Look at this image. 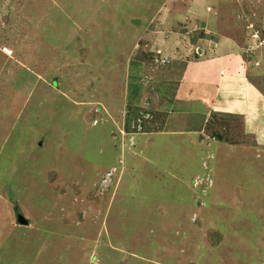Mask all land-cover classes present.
<instances>
[{
    "label": "rangeland",
    "instance_id": "374dc122",
    "mask_svg": "<svg viewBox=\"0 0 264 264\" xmlns=\"http://www.w3.org/2000/svg\"><path fill=\"white\" fill-rule=\"evenodd\" d=\"M24 1L36 6L37 27L50 39L36 54L44 57L37 58L32 68L53 86L40 92L42 81H37L35 88L29 75L30 99L18 92L5 108L11 115L0 116V264L133 263L126 256L131 249L112 247L134 243L140 234L125 236L124 232H138L139 227H133L129 217H105L103 208L106 200L118 201L110 197L117 173L102 183L110 170L119 171L117 151L120 156L135 146L134 134H129L125 125L129 122L132 130L136 122L132 119L141 112L157 109L161 113L165 105L170 107L169 99L186 60L202 56L205 44L221 35L231 34L239 41L248 38L244 54L253 62L249 78L264 92V0ZM92 18L100 24L97 42L91 39L98 37ZM42 19L46 20L40 25ZM87 20L93 23L89 26L93 35ZM64 35L68 36L63 42ZM187 51L189 56H184ZM112 67L115 70L110 71ZM126 91L131 97L127 102ZM92 96L96 98L94 104L76 107L68 102L71 98L87 101ZM147 115L141 117L151 121ZM15 116L18 120L14 122ZM212 118V126L201 141L206 143V169L197 165L198 160L179 155L182 144L172 138H153L148 143L152 151L164 144L162 154L154 153V164L163 162L172 176L183 174L191 186L195 171L201 176L210 174L213 183H218L215 191L209 193L213 184L206 192L211 201L216 198L220 204L212 206L219 209L212 212L213 216L203 210L207 212L204 217L197 214L193 218L195 235L185 233L187 225H176L181 234L174 237H180L177 245L181 250L178 255H166L167 260L159 253L156 261L221 264L222 257L230 254L232 259L228 256L225 264H264V149L255 152L254 147L223 145L218 138L224 128L223 118ZM232 138L242 140L233 133ZM247 177L257 179L250 185L258 188L259 196H253L248 184L242 182ZM155 178H150V184H158L152 191L157 202L160 196L172 195V180L159 175ZM236 181L241 182L235 185ZM167 182L169 189L163 190L160 184ZM223 184L229 186L228 193ZM228 197H236L232 203L236 219L223 211ZM16 214L23 215L28 224L17 225ZM164 219L159 218L157 224ZM161 252L166 254V250ZM135 253L141 258L140 250ZM210 254L216 259L209 261Z\"/></svg>",
    "mask_w": 264,
    "mask_h": 264
},
{
    "label": "crops",
    "instance_id": "0c3cea01",
    "mask_svg": "<svg viewBox=\"0 0 264 264\" xmlns=\"http://www.w3.org/2000/svg\"><path fill=\"white\" fill-rule=\"evenodd\" d=\"M36 10L35 5H30V2L26 3L24 0H0V108H2L0 116L3 118L11 115L5 108L11 105L13 97L18 92L26 100L30 99L31 81L30 78H27L29 75H32L35 88L37 81H42L40 92H44L46 88L53 86L51 82L46 81L44 74H37L32 68L37 58L44 57L43 55L37 57L36 54L50 40L46 36L43 37L44 32L40 26L37 27L36 19L39 14L36 13ZM63 16L67 17L66 14ZM44 20L46 19H42L40 25H43ZM92 20L98 37L94 36L91 39L97 42L100 40V24L95 19L92 18ZM50 23L51 21L47 19L48 26ZM88 23L89 33L93 35V29L89 27L93 23ZM66 24L63 22V25ZM63 28V31H65V26ZM45 33H48V31L46 30ZM67 36H63V42ZM217 38V40L210 42V45L209 43L205 44L202 56L196 55V58L186 60L185 68L182 70L180 78L176 80L174 92L171 94V99H169V101L171 100L170 107L168 104L165 105L166 108L163 106L164 109L160 111L161 113H158V110L155 109V122L151 129L148 132L134 135L135 146L132 149L120 152V156L117 155L118 151L116 153L118 160H121V165L119 171L115 172V174L117 173L116 183L110 197L112 200L118 198V201L116 203L110 200L105 201L103 208L106 207L104 210L106 214L104 216L132 218L133 227H139L140 230L145 226L143 231L131 230L124 232L125 236L128 233L132 236L140 234V238H135L134 243H131V245L125 243L124 247H112V250L123 249L128 251V249H131L132 251L127 252L126 255L130 258V262H133L129 264H163L162 261H156L159 259L157 257L159 253V257L164 256L165 260L170 259L166 255L171 256L175 253L178 255L177 252L181 250L180 246L177 245L180 237H174V235L181 234V231L177 227L182 224L185 228V225H187L188 228H186L185 233L188 234L187 231L192 232L196 222L193 218L197 214L203 215L209 211L210 216H213L212 212H218L219 209L212 206L220 205L216 198L211 201L209 196V193L216 189L215 185L218 183V181L213 183L210 174L205 173L201 176L198 170L195 171L191 175V179H193L191 186L190 180L188 183L187 180L182 178L183 174H178L176 177L172 176L169 172L170 168L166 167L163 162L157 160L156 166L153 155L155 152L156 154H162L164 144L152 151L151 148H148V143L153 138L169 137L174 139L177 144H182L179 145L182 148L179 155H183L187 160L188 158L198 160L197 165L206 169L205 161L207 159L205 157L207 155L203 153L206 143L201 142L202 137L205 135L207 128H211L214 120L212 117H221L223 118L224 128L222 136L218 138H220L219 142H222L223 145H242L243 149L254 147L253 151L255 152L264 149V92L249 78V68L253 62L244 54V47L248 44V38L244 36L239 41L237 37L231 34L221 35ZM37 43L39 44L37 45ZM65 44L63 43V45ZM2 48L10 50L11 55H6ZM188 52L184 56H189ZM20 53L21 56L16 57ZM129 64L131 66V61ZM134 66L136 68V63H133L132 67ZM112 70H115L114 67L110 69V71ZM126 88H129L128 81L126 82ZM90 89L94 90L92 87ZM127 93L126 91L125 102L128 101L129 97V93L128 96ZM95 99L92 96L87 101L81 99L76 102V98H71L68 102L77 107V104L80 103L82 105L94 104ZM22 109L23 106L20 111ZM3 112L4 115H2ZM73 115L81 123H84L79 115L76 116L74 113ZM68 119L70 121V118ZM17 120L18 117L15 116L14 122ZM217 120H220V118ZM235 123L240 128L238 133L236 130L239 131V128L234 125ZM219 127L221 126L219 125ZM232 133L242 140L237 138L233 140ZM187 146L192 147L188 149ZM108 160H110L109 156ZM102 170H105V167ZM156 175H159V178L169 177L167 181L169 179L173 181L170 184L172 195L167 193L168 195L160 196V200L157 202L154 200L156 195L152 191L157 189L156 185L158 184H150V178L156 179ZM206 176L210 178L212 185L203 191L204 187L201 185L195 186L194 180ZM239 182L236 181L235 185ZM242 182L248 184L250 193H255L253 196H259L262 192V197H264L263 186L260 192L258 188L254 189L255 186L250 185L256 183L257 179L247 177ZM168 183L160 184L163 186V190L165 187L169 189ZM122 185L123 187L129 186V189H123ZM197 188H199V194L195 191ZM228 188V185L223 184L222 189L224 192L228 193ZM210 189L212 190L209 191ZM118 191L121 194V200L120 194L117 195ZM206 191H209V193ZM151 200H154V204L150 203ZM235 200L236 197L234 200L228 197L223 202L225 207L223 211L226 212L228 218L236 219L234 212H237L234 211V205H232ZM240 200L238 199V202ZM149 210H155L156 213L150 214ZM203 210H207V212H203ZM159 218L168 220L164 219L162 224L158 225ZM154 229H157L156 232H154ZM190 235L195 234L192 232ZM136 241L138 242L137 246ZM137 250L141 251V258L135 253ZM164 250H166V254L161 252ZM228 256L229 259H232L230 254H227L222 257L224 263L221 264L226 263ZM208 259L209 261L216 259V255L212 256L210 254Z\"/></svg>",
    "mask_w": 264,
    "mask_h": 264
},
{
    "label": "built area",
    "instance_id": "2783aa9c",
    "mask_svg": "<svg viewBox=\"0 0 264 264\" xmlns=\"http://www.w3.org/2000/svg\"><path fill=\"white\" fill-rule=\"evenodd\" d=\"M2 51L8 56L11 55V51L8 50L7 48H2ZM146 117L149 118L148 115ZM142 120H144V119L142 118ZM142 120H138V119L136 120V122L134 123L135 125L131 126L132 131H135V132L129 133V134L136 135L138 133H141V131H142V125H141ZM138 122H140V123H138ZM114 173H115V170H112V171L110 170V172L106 174V178L102 181V183L106 184L108 182V179H109L108 177L112 176V174H114ZM194 185L195 186H200V185L203 186L204 187L203 191H205L207 188L211 187L212 182H211L210 178L208 176H206L205 178H202V179L196 178V180H194Z\"/></svg>",
    "mask_w": 264,
    "mask_h": 264
},
{
    "label": "trees",
    "instance_id": "16d2710c",
    "mask_svg": "<svg viewBox=\"0 0 264 264\" xmlns=\"http://www.w3.org/2000/svg\"><path fill=\"white\" fill-rule=\"evenodd\" d=\"M131 100V98H130V96L128 97V101H130ZM144 113H147L148 114V116L151 118L150 120L151 121H146V120H142V118L143 117H141V116H143V114ZM155 115H156V110H149V109H146L145 111H143V112H141L138 116H137V118L135 119V118H133L132 120L134 121V120H142V122H141V125H142V131H141V133H143V132H148L150 129H151V126H153V123L155 122ZM129 123V122H128ZM128 123H126V125H125V129H126V127H127V132L128 133H133V132H135V131H132V130H130V128H129V125H128ZM147 124H149V125H147Z\"/></svg>",
    "mask_w": 264,
    "mask_h": 264
},
{
    "label": "water",
    "instance_id": "95a60500",
    "mask_svg": "<svg viewBox=\"0 0 264 264\" xmlns=\"http://www.w3.org/2000/svg\"><path fill=\"white\" fill-rule=\"evenodd\" d=\"M16 223L17 225L19 226H26L28 223H27V220L24 218L23 215L21 214H17L16 215Z\"/></svg>",
    "mask_w": 264,
    "mask_h": 264
}]
</instances>
